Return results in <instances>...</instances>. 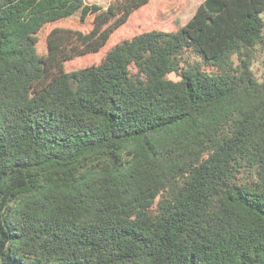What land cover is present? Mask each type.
<instances>
[{"label": "trees", "instance_id": "obj_1", "mask_svg": "<svg viewBox=\"0 0 264 264\" xmlns=\"http://www.w3.org/2000/svg\"><path fill=\"white\" fill-rule=\"evenodd\" d=\"M147 3L0 0V264H264V0Z\"/></svg>", "mask_w": 264, "mask_h": 264}, {"label": "rangeland", "instance_id": "obj_2", "mask_svg": "<svg viewBox=\"0 0 264 264\" xmlns=\"http://www.w3.org/2000/svg\"><path fill=\"white\" fill-rule=\"evenodd\" d=\"M109 1L110 0H85L87 4H97L100 6H105ZM203 1L204 0H148L146 6L133 13L123 26L114 31V33L110 36L107 45L102 49L98 56L82 57L81 60H85L86 63L96 62L95 60L100 58V56L110 46L141 32L152 29L175 31L179 27L183 26L192 17L196 8ZM260 16L264 21V12H262ZM89 19L90 18H86L84 21H80V13H76L68 19H64L58 23L47 26L43 34L48 33L54 28L85 32L90 28ZM259 54L261 59L264 54V45L261 49H259ZM260 59L254 65V71L258 75L262 70ZM89 60H92V62ZM80 66L81 61L79 60L70 63L66 68L71 69ZM171 78H173V76Z\"/></svg>", "mask_w": 264, "mask_h": 264}]
</instances>
